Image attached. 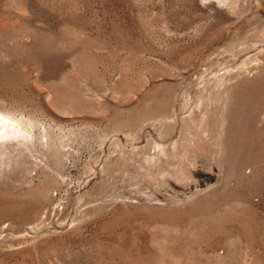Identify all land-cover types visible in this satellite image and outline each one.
I'll use <instances>...</instances> for the list:
<instances>
[{"label": "rangeland", "instance_id": "obj_1", "mask_svg": "<svg viewBox=\"0 0 264 264\" xmlns=\"http://www.w3.org/2000/svg\"><path fill=\"white\" fill-rule=\"evenodd\" d=\"M0 264H264V0H0Z\"/></svg>", "mask_w": 264, "mask_h": 264}, {"label": "snow or ice", "instance_id": "obj_2", "mask_svg": "<svg viewBox=\"0 0 264 264\" xmlns=\"http://www.w3.org/2000/svg\"><path fill=\"white\" fill-rule=\"evenodd\" d=\"M3 118L2 117H0V120H2Z\"/></svg>", "mask_w": 264, "mask_h": 264}, {"label": "bare ground", "instance_id": "obj_3", "mask_svg": "<svg viewBox=\"0 0 264 264\" xmlns=\"http://www.w3.org/2000/svg\"><path fill=\"white\" fill-rule=\"evenodd\" d=\"M0 135H1V132H0Z\"/></svg>", "mask_w": 264, "mask_h": 264}]
</instances>
